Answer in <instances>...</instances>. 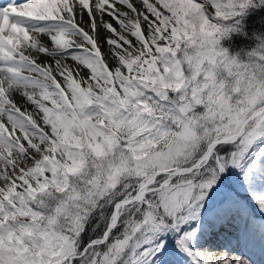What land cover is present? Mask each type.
<instances>
[{"label": "snow or ice", "instance_id": "6c2138e0", "mask_svg": "<svg viewBox=\"0 0 264 264\" xmlns=\"http://www.w3.org/2000/svg\"><path fill=\"white\" fill-rule=\"evenodd\" d=\"M261 12L0 0V264H264Z\"/></svg>", "mask_w": 264, "mask_h": 264}, {"label": "trees", "instance_id": "16d2710c", "mask_svg": "<svg viewBox=\"0 0 264 264\" xmlns=\"http://www.w3.org/2000/svg\"><path fill=\"white\" fill-rule=\"evenodd\" d=\"M262 16H264V12L255 14L252 18H250L249 20L250 29L264 30V24L260 23V18Z\"/></svg>", "mask_w": 264, "mask_h": 264}]
</instances>
